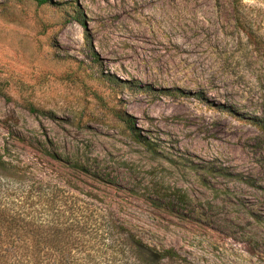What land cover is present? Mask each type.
Instances as JSON below:
<instances>
[{
	"label": "rangeland",
	"instance_id": "rangeland-1",
	"mask_svg": "<svg viewBox=\"0 0 264 264\" xmlns=\"http://www.w3.org/2000/svg\"><path fill=\"white\" fill-rule=\"evenodd\" d=\"M56 1L0 0V156L20 170L0 165V199L34 181L78 199L97 264H139L123 232L178 252L160 264H264V129L247 120L264 123V0H244L251 33L231 0Z\"/></svg>",
	"mask_w": 264,
	"mask_h": 264
},
{
	"label": "trees",
	"instance_id": "trees-1",
	"mask_svg": "<svg viewBox=\"0 0 264 264\" xmlns=\"http://www.w3.org/2000/svg\"><path fill=\"white\" fill-rule=\"evenodd\" d=\"M36 1L40 5L59 6L56 0ZM231 1L239 26L251 33V26H248L242 10L244 0ZM73 11L78 12L77 8ZM79 15L78 12L76 19L85 26ZM107 78L114 85L125 86L116 76L108 75ZM28 109L44 113L33 105L28 106ZM117 115L136 141L155 151L153 142L137 128L133 115L127 112H118ZM247 120L264 129L261 118L248 117ZM53 156L56 158L55 154ZM0 165L5 171H14L15 175L20 171L19 166L1 156ZM72 167L87 171L86 166L79 161L74 162ZM208 171L227 173L212 167ZM45 186L41 181H34L30 190L19 194L17 201L0 199V264H97L93 254L101 249L102 240L94 236L92 229L97 220L85 212L87 208L78 204V199L73 200L74 197H67L64 192L56 190L48 194L44 191ZM174 194L178 198L182 196L177 192ZM111 240L128 247L139 264H160L166 259L175 261L179 256L174 248L157 251L141 238L130 236L127 232L121 233L118 238L112 236Z\"/></svg>",
	"mask_w": 264,
	"mask_h": 264
}]
</instances>
